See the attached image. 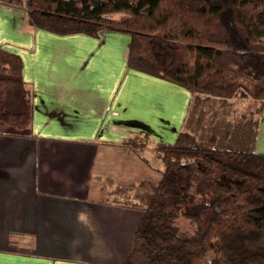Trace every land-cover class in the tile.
<instances>
[{"label":"trees","instance_id":"obj_1","mask_svg":"<svg viewBox=\"0 0 264 264\" xmlns=\"http://www.w3.org/2000/svg\"><path fill=\"white\" fill-rule=\"evenodd\" d=\"M5 1L57 34L127 33L128 67L190 93L174 141L119 142L161 160L157 181L107 180L105 202L143 212L120 264H264V0ZM33 112L23 59L0 44V120L26 130Z\"/></svg>","mask_w":264,"mask_h":264},{"label":"crops","instance_id":"obj_2","mask_svg":"<svg viewBox=\"0 0 264 264\" xmlns=\"http://www.w3.org/2000/svg\"><path fill=\"white\" fill-rule=\"evenodd\" d=\"M129 42L57 34L0 0V44L21 55L34 103L31 128L0 120V264H120L132 250L143 212L105 202L107 180L157 181L161 160L119 142L139 130L174 141L190 93L128 67Z\"/></svg>","mask_w":264,"mask_h":264},{"label":"water","instance_id":"obj_3","mask_svg":"<svg viewBox=\"0 0 264 264\" xmlns=\"http://www.w3.org/2000/svg\"><path fill=\"white\" fill-rule=\"evenodd\" d=\"M133 125L138 126V127H141V128H145V129H147V128L144 126V124H142V123H140V122H133Z\"/></svg>","mask_w":264,"mask_h":264},{"label":"rangeland","instance_id":"obj_4","mask_svg":"<svg viewBox=\"0 0 264 264\" xmlns=\"http://www.w3.org/2000/svg\"><path fill=\"white\" fill-rule=\"evenodd\" d=\"M6 67V69H8V65H5ZM134 209H136V210H140L139 208H134ZM127 241V240H126Z\"/></svg>","mask_w":264,"mask_h":264}]
</instances>
